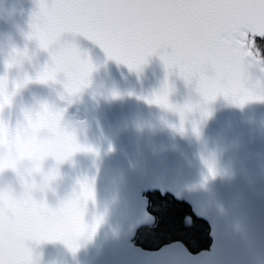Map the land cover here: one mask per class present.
Wrapping results in <instances>:
<instances>
[{
    "label": "water",
    "instance_id": "obj_1",
    "mask_svg": "<svg viewBox=\"0 0 264 264\" xmlns=\"http://www.w3.org/2000/svg\"><path fill=\"white\" fill-rule=\"evenodd\" d=\"M36 11L38 0H0V77L7 76L10 92L17 79L35 80L50 60L36 41L27 39ZM65 41L91 60L90 86L69 103L62 84L28 83L13 97L6 118L15 125L23 111H39L42 104L80 109L82 121L65 110L62 126L92 151L77 153L60 167L62 179L47 203L56 207L87 179L95 203L89 202L85 221L101 222L75 252L59 241L30 244L40 264H264V100L240 106L218 96L204 103L195 84H186L178 72H165L159 55L149 57L137 73L83 36L66 34ZM14 50L27 56L9 70ZM261 69V63L248 68L251 84L264 85ZM166 76L173 88L170 103L200 105L185 114L183 132L177 112L148 103ZM42 135L37 134V154L54 155L40 141ZM150 191L183 201L195 219L205 222L209 248L196 254L180 242L155 251L131 248L137 231L155 222L144 197Z\"/></svg>",
    "mask_w": 264,
    "mask_h": 264
},
{
    "label": "snow or ice",
    "instance_id": "obj_2",
    "mask_svg": "<svg viewBox=\"0 0 264 264\" xmlns=\"http://www.w3.org/2000/svg\"><path fill=\"white\" fill-rule=\"evenodd\" d=\"M30 27L27 39L36 41L50 60L35 80L25 77L24 84H62L69 103L90 86L95 69L75 43H61L66 34L85 37L110 60L137 73L149 57L159 55L165 72H178L186 84H195L204 103L218 96L240 106L264 100V85L251 84L248 76V68L261 63L257 38L264 40V0H38ZM26 56V51H15L6 67L12 69ZM7 85V76L0 77V103L10 105L21 85L16 83L11 94ZM172 92L166 76L148 103L177 112L183 132L185 114L200 105L175 106L169 99ZM64 111L48 104L39 111H23L26 124H18L17 136L22 130L37 138L43 131L39 139L54 150L58 162L91 152L78 142L74 131L62 126ZM209 172L215 175L212 165ZM89 202L95 203V192L85 179L56 207L46 201L34 206L33 227L7 245L0 242V264H35L32 243L59 241L75 252L79 241L94 236L101 222L97 218L86 223Z\"/></svg>",
    "mask_w": 264,
    "mask_h": 264
},
{
    "label": "clouds",
    "instance_id": "obj_3",
    "mask_svg": "<svg viewBox=\"0 0 264 264\" xmlns=\"http://www.w3.org/2000/svg\"><path fill=\"white\" fill-rule=\"evenodd\" d=\"M22 63L23 58L15 67ZM16 83L21 85L20 89L26 86L24 78ZM7 92H13L9 91V85ZM12 105L13 98L10 105L0 103V242L5 245L33 227L32 209L47 202L50 194H56V185L62 179L60 167L69 161L58 162L55 155L42 158L37 154V138L25 135L22 130L17 136L18 124L24 126L26 122L23 115L15 125L6 118ZM33 260L40 264L34 251Z\"/></svg>",
    "mask_w": 264,
    "mask_h": 264
},
{
    "label": "trees",
    "instance_id": "obj_4",
    "mask_svg": "<svg viewBox=\"0 0 264 264\" xmlns=\"http://www.w3.org/2000/svg\"><path fill=\"white\" fill-rule=\"evenodd\" d=\"M257 48L264 67V40L257 39ZM148 211L155 218V224L145 227L137 233L135 245L145 250H154L160 246L179 241L191 252L207 249L210 239L207 225L190 215L184 203L175 202L171 197H161L150 192ZM191 219V220H190Z\"/></svg>",
    "mask_w": 264,
    "mask_h": 264
}]
</instances>
